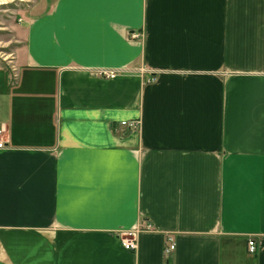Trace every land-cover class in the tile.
I'll return each mask as SVG.
<instances>
[{"label": "crops", "instance_id": "crops-1", "mask_svg": "<svg viewBox=\"0 0 264 264\" xmlns=\"http://www.w3.org/2000/svg\"><path fill=\"white\" fill-rule=\"evenodd\" d=\"M34 9L0 82V264H264V0Z\"/></svg>", "mask_w": 264, "mask_h": 264}, {"label": "rangeland", "instance_id": "rangeland-1", "mask_svg": "<svg viewBox=\"0 0 264 264\" xmlns=\"http://www.w3.org/2000/svg\"><path fill=\"white\" fill-rule=\"evenodd\" d=\"M40 0H0V82L17 78L18 57L24 48L22 21Z\"/></svg>", "mask_w": 264, "mask_h": 264}, {"label": "built area", "instance_id": "built-area-1", "mask_svg": "<svg viewBox=\"0 0 264 264\" xmlns=\"http://www.w3.org/2000/svg\"><path fill=\"white\" fill-rule=\"evenodd\" d=\"M129 37L131 39H139V34L133 32L130 33ZM100 77H103L105 79H114L117 77V72L115 71H111V70H101L97 73ZM155 79L152 78L150 79V82H154ZM121 127L125 128L124 130L126 131H138V129L140 128V120H130V121H124L121 122ZM5 131L3 127H0V148H3L6 146V139H5ZM149 228H152V225L149 224L148 225ZM117 237L122 245V247L127 250V251H136L138 249V243H137V236L136 233L134 231H127V232H121L117 234ZM170 245L169 247L166 249V252L169 253L171 251H173L175 249V243H174V239L173 238H169L168 239ZM249 246V253L251 254H255L257 247H256V243L254 240H250L248 243Z\"/></svg>", "mask_w": 264, "mask_h": 264}]
</instances>
